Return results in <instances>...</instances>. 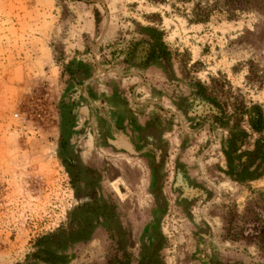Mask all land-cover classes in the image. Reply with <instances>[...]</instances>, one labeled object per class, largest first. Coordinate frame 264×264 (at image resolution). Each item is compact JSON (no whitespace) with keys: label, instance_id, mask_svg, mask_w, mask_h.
I'll return each mask as SVG.
<instances>
[{"label":"rangeland","instance_id":"obj_1","mask_svg":"<svg viewBox=\"0 0 264 264\" xmlns=\"http://www.w3.org/2000/svg\"><path fill=\"white\" fill-rule=\"evenodd\" d=\"M254 1L194 23L172 0H0V264H264ZM155 39L170 56L143 63Z\"/></svg>","mask_w":264,"mask_h":264},{"label":"trees","instance_id":"obj_2","mask_svg":"<svg viewBox=\"0 0 264 264\" xmlns=\"http://www.w3.org/2000/svg\"><path fill=\"white\" fill-rule=\"evenodd\" d=\"M86 2L94 1V0H84ZM147 2L162 5L165 4L167 0H146ZM255 2L254 0H172V8L176 10H181L185 12L186 6L185 4H190V16L191 21L194 23H205L207 22L210 17L219 12H225L229 15H237V13L245 12L252 3ZM258 2V1H257ZM259 3L264 6V0H259ZM180 5V6H179ZM170 56V51L167 50V48L163 45L162 42H159V40L155 39V41L150 44L145 49V54L143 56V63H148L155 59H167ZM178 62L183 65L184 67L187 66V61L184 58H179ZM222 82L217 83L214 82V86H207L200 84V88H202V93L206 95L216 94V92L220 93V89H223L225 87L224 85H221ZM226 85V82H225ZM218 86V88H217ZM222 86V87H221ZM227 96L229 93V90L226 91ZM231 100V99H230ZM229 100V101H230ZM216 105V104H214ZM231 106L233 109V112L229 114L233 119L240 122L239 117L241 114H244L247 112V105L246 100L244 96H236L232 98V102L230 104L223 103L222 106ZM217 107V114H220V117L218 116V121H221L223 118L221 117V114L223 115L225 111L223 109H220L219 106ZM258 109V108H257ZM224 117V116H223ZM235 117V118H234ZM250 128L255 131L256 133H260L264 129V124L262 121V114L261 110H257V117L255 121L250 125ZM261 240L263 242L264 247V229L262 230ZM110 263V258L108 259ZM152 259H147L145 264H153Z\"/></svg>","mask_w":264,"mask_h":264}]
</instances>
